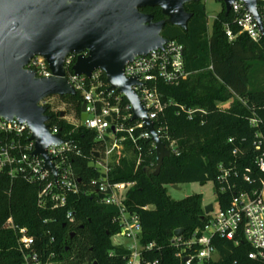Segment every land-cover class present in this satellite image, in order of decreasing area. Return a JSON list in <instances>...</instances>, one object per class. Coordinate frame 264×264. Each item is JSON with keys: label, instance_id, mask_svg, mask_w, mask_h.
I'll return each instance as SVG.
<instances>
[{"label": "trees", "instance_id": "1", "mask_svg": "<svg viewBox=\"0 0 264 264\" xmlns=\"http://www.w3.org/2000/svg\"><path fill=\"white\" fill-rule=\"evenodd\" d=\"M191 14L185 30L166 25L161 36L183 46L184 67L189 76L176 87L160 86L164 100L176 105L204 109L207 114L203 123L187 121L176 116V108L165 111L168 133L177 143L179 156L171 155L163 161L158 176H153L155 151L149 141L141 144V164L135 169L137 153L132 150L112 172L116 183H132L124 203L126 210L135 214L141 225L140 244H155L158 251L147 255L149 261L158 259L160 264H178L176 249L171 245L175 230H184L183 238H189L207 221L202 197L192 195L181 201L171 200L166 187L184 184L205 185L212 182L217 196V208L225 209L231 195L219 193L216 184L218 166H235L242 174L251 169L250 176L258 177L253 162L257 156L253 148L255 134L264 137V81L254 83L250 78L251 61L261 66L264 75V37L253 43L239 36L230 43L224 34V24L229 17L224 9L217 14L208 34L207 14L200 1L185 6ZM154 21L163 19L158 8L151 10ZM236 33V29L232 27ZM102 80L105 81L104 76ZM63 100L67 99L61 97ZM61 99V100H62ZM73 103L77 119L80 117L82 99L76 94L68 98ZM231 102L227 110L219 104ZM49 125H56L61 135L71 133L72 140L82 153L77 160V175L81 181L96 178L88 167L90 153L97 145L94 134L81 127H74L60 117V111L47 105ZM260 121L252 128L250 119ZM232 139V143L228 140ZM236 151L233 155L232 152ZM237 190L250 191L257 185H248L242 179H234ZM38 186L23 180L10 181L7 174L0 173V264H22L16 247V237L5 227L8 219L19 227L28 229L38 246L43 250L45 261L50 254L53 264H124L128 252L120 245L110 242V237L119 234L120 227L114 222L118 211L114 207L96 204L90 196H70L69 205L60 211H42L36 206ZM144 207L151 209L143 210ZM74 213L72 223L65 221L66 211ZM49 230L50 236H44ZM74 233L75 237L70 238ZM52 240V241H51ZM223 264H260L247 258V245L234 247L227 242L215 243Z\"/></svg>", "mask_w": 264, "mask_h": 264}, {"label": "built area", "instance_id": "2", "mask_svg": "<svg viewBox=\"0 0 264 264\" xmlns=\"http://www.w3.org/2000/svg\"><path fill=\"white\" fill-rule=\"evenodd\" d=\"M257 20L248 13L241 1H234L228 13L229 20L224 24V34L228 42L232 43L239 36H245L253 43H259L264 37V0H256ZM216 18L213 19V21ZM234 27L237 31H232ZM75 56H68L64 60V78L78 94L85 104L86 119L72 124L94 134L93 142L97 145L89 155L88 167L97 175L89 181H81L76 173L77 160L82 153L77 144L69 139L71 133L61 135L56 125H49L48 132L54 136L60 134L64 141L59 146H49L46 157L50 160L56 178L43 170L44 160L32 157L34 143L30 141L31 132L25 124L16 121L0 120V173L7 174L10 181L20 179L38 186L36 206L42 211H60L69 205V197L90 196L96 204L114 207L118 211L114 222L119 225V237L128 242L124 249L128 257L124 264H160L158 259L149 261L147 255L158 251L155 244H140L141 225L138 217L126 210L124 205L126 194L133 186L132 183H116L111 179L112 172L119 166L122 159L127 158L132 150L137 153L135 169L141 164V144L149 141L154 144L150 133L144 128L140 120L132 119L131 105L123 95L108 91L106 81L102 80L103 73L94 71L86 79L74 75L72 67ZM27 70L33 71L37 78H50L51 72L43 58L33 57ZM126 79H135L136 85L131 91L137 96L146 112L147 119L153 124L154 132L164 144L170 156H179L177 143L168 133L164 119L168 107L176 108V116H183L187 121L199 120L207 112L201 108H189L176 105L171 100L165 101L160 86L176 87L185 80L189 73L184 67L183 46L175 41H169L161 49L150 51L145 56L135 57L123 69ZM105 78V77H104ZM50 98L43 102L47 106ZM231 102L217 105L218 109L227 110ZM109 120V121H108ZM260 121L250 119L252 128H258ZM232 139L228 143H232ZM253 148L257 156L253 162L258 177L250 176L251 169L246 168L241 176L235 166H218L216 184L219 193H229L231 199L225 209H218L205 215L207 221L203 228L196 230L189 238H172L171 245L176 249L175 258L178 264H223L215 243L227 242L234 247L245 244L249 247L247 258L264 264V137L258 131L255 134ZM233 155L236 151L232 152ZM234 179H242L250 186L257 185L250 191L237 190ZM150 207H144L148 210ZM128 216V218H127ZM65 221L72 223L74 213L66 211ZM5 227L16 237L17 251L22 264H53V255L43 261V250L28 229L19 227L11 219ZM49 230L44 236H50ZM52 241V240H51ZM235 264V263H234Z\"/></svg>", "mask_w": 264, "mask_h": 264}, {"label": "water", "instance_id": "3", "mask_svg": "<svg viewBox=\"0 0 264 264\" xmlns=\"http://www.w3.org/2000/svg\"><path fill=\"white\" fill-rule=\"evenodd\" d=\"M200 1L0 0V120L27 126L30 141L34 143L31 156L42 158L43 170L49 171L55 179L56 172L46 157V149L64 141L60 134H49L46 123L50 117L42 104L48 98L76 96L64 78L63 69L64 60L75 56L74 75L88 79L94 71L102 72L108 91L123 95L131 105V120L143 122L154 144L153 176H158L163 161L170 158V154L131 91L137 81L124 78L123 69L135 57L163 47L167 40L161 33L166 25L185 30L191 18L185 6ZM215 1L223 5L227 17L231 4L238 0ZM239 1L257 20L261 30L256 0ZM145 7L158 8L165 20L153 22L152 16L139 12ZM37 56L44 59L52 77L37 78L33 71L26 69L29 61ZM60 117H64L63 112ZM85 119V104H82L80 120ZM203 211L207 215L212 206ZM183 233L182 229L175 230L173 237L179 238Z\"/></svg>", "mask_w": 264, "mask_h": 264}, {"label": "rangeland", "instance_id": "4", "mask_svg": "<svg viewBox=\"0 0 264 264\" xmlns=\"http://www.w3.org/2000/svg\"><path fill=\"white\" fill-rule=\"evenodd\" d=\"M202 4L205 7V11L207 14V25H208V34L211 33V25L213 23V19L216 18L217 14L222 10V4L216 2L215 0H201ZM252 68L250 70V78L254 83H262L264 81L263 71L261 70V66L254 65L251 61H248ZM62 99L61 97H53L50 98L49 103L60 112L64 113V117L72 124H77V117L72 108L73 103L68 100L71 98L66 96ZM62 99V100H61ZM177 189L174 190L171 186L166 187L168 197L173 201H181L187 197L192 195H200L202 197L203 208L207 206H212L214 211H217V196L215 186L212 182H208L205 185L199 184H184L181 186H177ZM151 209V207H150ZM110 242L114 245H120L121 247H127L128 242L119 237V234L110 237ZM92 262L91 264H93Z\"/></svg>", "mask_w": 264, "mask_h": 264}, {"label": "flooded vegetation", "instance_id": "5", "mask_svg": "<svg viewBox=\"0 0 264 264\" xmlns=\"http://www.w3.org/2000/svg\"><path fill=\"white\" fill-rule=\"evenodd\" d=\"M152 9H154V8H148V7H145V8L140 9L139 12H140L141 14H144V15H150V16H152V18H153V15L151 14V10H152ZM162 20H165V18L163 17V19H161V20H157V21H154V18H153V22H159V21H162ZM82 104H83V103H81V106H82ZM48 105H49V104H48ZM74 237H75V234L72 233V234L70 235V238L73 239Z\"/></svg>", "mask_w": 264, "mask_h": 264}]
</instances>
